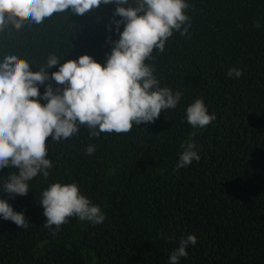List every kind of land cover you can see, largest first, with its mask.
Segmentation results:
<instances>
[{
    "label": "trees",
    "instance_id": "obj_1",
    "mask_svg": "<svg viewBox=\"0 0 264 264\" xmlns=\"http://www.w3.org/2000/svg\"><path fill=\"white\" fill-rule=\"evenodd\" d=\"M185 3L187 33L173 30L164 52L145 61L159 87L182 93L176 108L128 133L97 137L81 127L67 140L49 137L52 167L28 182L25 196L4 192L18 169L0 170V199L29 222L22 229L0 217V264H168L190 234L197 243L179 264H264V0ZM115 8L101 4L84 16L69 9L19 30L9 24L0 31V63L15 54L35 72L47 70L51 55L60 63L89 55L103 65L119 40ZM230 68L242 76L228 78ZM47 84L59 87L49 80L41 95ZM197 99L216 117L205 128L186 120ZM182 143H194L200 160L177 170ZM53 183L77 184L103 223L73 216L52 235L39 201Z\"/></svg>",
    "mask_w": 264,
    "mask_h": 264
},
{
    "label": "clouds",
    "instance_id": "obj_2",
    "mask_svg": "<svg viewBox=\"0 0 264 264\" xmlns=\"http://www.w3.org/2000/svg\"><path fill=\"white\" fill-rule=\"evenodd\" d=\"M101 4H115L113 16L119 40L112 42L111 52L101 65L89 55L60 63L55 55L49 56L47 70L33 72L30 64L17 55H6L0 63V170L14 167L3 184L4 192L12 195L28 194V182L38 174L48 176L52 167L48 159L47 140L60 142L80 131L89 130L90 136L101 133H128L136 125L153 123L163 110L176 108L182 93L159 87L146 64L153 50L161 53L173 30L183 36L188 29L181 28L189 21L185 15V0H0V31L9 24L19 30L25 21L41 24L55 13L71 10L84 16ZM122 5H127L124 7ZM124 28L121 32L120 25ZM58 71L49 75V69ZM242 70L228 69V78H240ZM54 81L59 87L47 84L43 95L39 86ZM47 101L41 104L40 100ZM216 119L210 115L202 99L195 100L186 108V120L193 128H205ZM194 143H182L177 170L199 161ZM86 154L94 153L89 145ZM46 223L43 227H60L70 217L81 221L101 224L105 220L98 205L82 195L75 183H53L42 192L39 201ZM0 217L26 229L29 222L22 212L14 211L4 199H0ZM197 243L194 235L181 238L179 246L170 254L168 264H179L187 256L189 244Z\"/></svg>",
    "mask_w": 264,
    "mask_h": 264
}]
</instances>
